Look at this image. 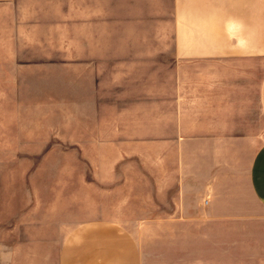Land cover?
Segmentation results:
<instances>
[{"label": "crops", "instance_id": "crops-1", "mask_svg": "<svg viewBox=\"0 0 264 264\" xmlns=\"http://www.w3.org/2000/svg\"><path fill=\"white\" fill-rule=\"evenodd\" d=\"M43 14L83 23L45 63L27 36ZM27 71L51 84V120L20 144L81 152L0 218L83 221L58 264H143L145 221L264 216V0H0V81Z\"/></svg>", "mask_w": 264, "mask_h": 264}, {"label": "rangeland", "instance_id": "rangeland-1", "mask_svg": "<svg viewBox=\"0 0 264 264\" xmlns=\"http://www.w3.org/2000/svg\"><path fill=\"white\" fill-rule=\"evenodd\" d=\"M38 20L41 23L35 32L27 36L40 39L42 63L52 57L49 50L56 51L64 44L65 26L74 44L80 42L81 18L67 23L65 18L43 14ZM29 52L27 67L37 60L33 51ZM45 52L50 55L45 56ZM32 74L27 71L25 81H0V192L7 187L0 195V214L5 206L7 209L16 204L12 196L21 194L25 185H33L40 167L38 182L49 175L46 169L59 165L57 156L81 152L80 147L60 146L55 140L48 145L20 144L23 130L18 127L51 120L49 114L42 113L51 104L52 99L44 97L51 84L34 80ZM14 213L22 216L18 210ZM1 220L0 264H58L62 235L83 222ZM137 235L143 247V264H264V216L230 221H145L138 226Z\"/></svg>", "mask_w": 264, "mask_h": 264}]
</instances>
